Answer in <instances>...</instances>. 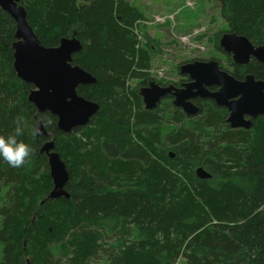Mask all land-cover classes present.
<instances>
[{"label": "trees", "instance_id": "trees-1", "mask_svg": "<svg viewBox=\"0 0 264 264\" xmlns=\"http://www.w3.org/2000/svg\"><path fill=\"white\" fill-rule=\"evenodd\" d=\"M212 1L224 33L264 45V0ZM20 5L44 47L71 37L81 43L72 65L96 82L76 93L100 109L70 134L51 114H37L28 102L33 87L13 69L15 23L0 10V135L13 134L19 121L18 140L33 149L22 168L0 158V264H264V116L244 130L231 129L226 109L210 100H196L194 117L171 98L146 110L142 86L174 83L151 74L163 43L129 0ZM219 38H209L217 50ZM227 62L230 69H221L237 80H264V64L254 59ZM36 118L47 138L34 136ZM49 139L66 165L69 199H47L52 181L40 150ZM199 167L211 178L198 179Z\"/></svg>", "mask_w": 264, "mask_h": 264}, {"label": "water", "instance_id": "water-1", "mask_svg": "<svg viewBox=\"0 0 264 264\" xmlns=\"http://www.w3.org/2000/svg\"><path fill=\"white\" fill-rule=\"evenodd\" d=\"M0 10L15 23V42L13 49V69L16 77L33 87L28 102L37 114L49 113L57 119V129L70 134L77 128L86 127L98 113L100 105L76 93L79 86L95 84V78L79 66L72 65L73 56L81 51V43L75 38H62L57 47H44L26 18V11L20 0H0ZM219 49L231 57L232 63L246 66L251 59L264 64V45L254 46L245 36L236 33H223L218 41ZM181 77L190 81L180 88L173 84L162 87L155 82L139 89L146 110L156 109L162 99L173 98L172 105L185 116L194 117L199 107L195 99L210 100L217 107L226 109V123L231 129L249 130L252 121L264 116V80L255 79L252 74L235 79L230 73L220 69L216 60H195L178 67ZM216 88V91H210ZM34 136L49 135L42 122L35 119ZM40 152L47 156L52 190L47 199H69L66 191L69 174L65 163L55 151L52 139L42 146ZM172 157V156H171ZM200 180H208L211 175L202 167L195 170ZM43 203V202H42Z\"/></svg>", "mask_w": 264, "mask_h": 264}, {"label": "rangeland", "instance_id": "rangeland-1", "mask_svg": "<svg viewBox=\"0 0 264 264\" xmlns=\"http://www.w3.org/2000/svg\"><path fill=\"white\" fill-rule=\"evenodd\" d=\"M145 11L147 20L142 22L148 34L159 38L163 45L161 54L154 58L151 74L156 78L176 82L180 79L178 67L186 61L217 59L224 68L230 69L225 54L209 42L215 34L221 36L226 29L221 6L212 0H189L193 7H186L188 0H129ZM175 13V14H174ZM203 35L202 40H196ZM204 60V61H205ZM135 82H130L134 86ZM141 87V85L139 86ZM143 87V86H142ZM180 258L176 264H184Z\"/></svg>", "mask_w": 264, "mask_h": 264}, {"label": "clouds", "instance_id": "clouds-1", "mask_svg": "<svg viewBox=\"0 0 264 264\" xmlns=\"http://www.w3.org/2000/svg\"><path fill=\"white\" fill-rule=\"evenodd\" d=\"M38 133L39 128L33 129ZM23 135V128L18 121L13 134L7 137L0 135V158H2L10 167L22 168L30 162V157L33 154L32 147L23 140H18V137Z\"/></svg>", "mask_w": 264, "mask_h": 264}, {"label": "flooded vegetation", "instance_id": "flooded-vegetation-1", "mask_svg": "<svg viewBox=\"0 0 264 264\" xmlns=\"http://www.w3.org/2000/svg\"><path fill=\"white\" fill-rule=\"evenodd\" d=\"M225 58H230V60H231V57L230 56H227V55H225ZM209 60H213V59H209ZM232 61V60H231ZM220 66V65H219ZM220 69H221V67H220ZM223 70V69H222ZM177 71H179L178 69H177ZM179 75V74H178ZM241 80H243V78L241 79ZM190 80L188 79V78H186V77H180V79H178L176 82H173L174 84V86L175 87H177V88H180L181 86H182V84H184V83H188ZM170 85V84H169ZM168 86V85H167ZM162 87H165V86H162ZM210 91H216V88H210ZM166 98H171V100H173V98L172 97H170V96H167ZM196 100H200V99H195L194 101H193V103L195 104L196 103ZM196 105V104H195Z\"/></svg>", "mask_w": 264, "mask_h": 264}, {"label": "built area", "instance_id": "built-area-1", "mask_svg": "<svg viewBox=\"0 0 264 264\" xmlns=\"http://www.w3.org/2000/svg\"><path fill=\"white\" fill-rule=\"evenodd\" d=\"M186 7H193V4L192 2H190L189 0L186 2ZM175 14V13H174Z\"/></svg>", "mask_w": 264, "mask_h": 264}]
</instances>
